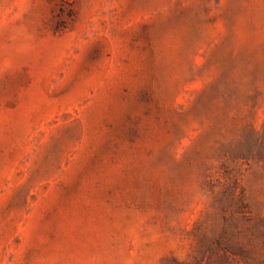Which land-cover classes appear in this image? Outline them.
I'll use <instances>...</instances> for the list:
<instances>
[{"label": "rangeland", "instance_id": "374dc122", "mask_svg": "<svg viewBox=\"0 0 264 264\" xmlns=\"http://www.w3.org/2000/svg\"><path fill=\"white\" fill-rule=\"evenodd\" d=\"M0 264H264V0H0Z\"/></svg>", "mask_w": 264, "mask_h": 264}]
</instances>
